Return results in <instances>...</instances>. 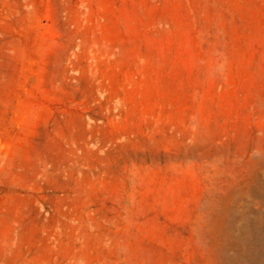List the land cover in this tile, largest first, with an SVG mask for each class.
I'll return each mask as SVG.
<instances>
[{"label": "rangeland", "instance_id": "1", "mask_svg": "<svg viewBox=\"0 0 264 264\" xmlns=\"http://www.w3.org/2000/svg\"><path fill=\"white\" fill-rule=\"evenodd\" d=\"M0 264H264V0H0Z\"/></svg>", "mask_w": 264, "mask_h": 264}, {"label": "bare ground", "instance_id": "2", "mask_svg": "<svg viewBox=\"0 0 264 264\" xmlns=\"http://www.w3.org/2000/svg\"><path fill=\"white\" fill-rule=\"evenodd\" d=\"M259 233V232H258ZM243 234V233H242ZM252 248V247H251Z\"/></svg>", "mask_w": 264, "mask_h": 264}]
</instances>
